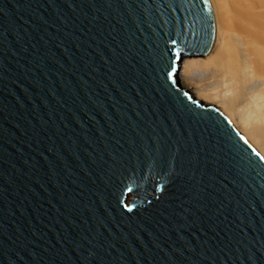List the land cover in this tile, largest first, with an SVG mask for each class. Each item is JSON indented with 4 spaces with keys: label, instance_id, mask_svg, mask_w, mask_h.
Wrapping results in <instances>:
<instances>
[{
    "label": "water",
    "instance_id": "95a60500",
    "mask_svg": "<svg viewBox=\"0 0 264 264\" xmlns=\"http://www.w3.org/2000/svg\"><path fill=\"white\" fill-rule=\"evenodd\" d=\"M211 0H0V264H264V158L179 80Z\"/></svg>",
    "mask_w": 264,
    "mask_h": 264
},
{
    "label": "bare ground",
    "instance_id": "6f19581e",
    "mask_svg": "<svg viewBox=\"0 0 264 264\" xmlns=\"http://www.w3.org/2000/svg\"><path fill=\"white\" fill-rule=\"evenodd\" d=\"M216 44L186 57L179 80L196 99L220 109L264 158V0H211Z\"/></svg>",
    "mask_w": 264,
    "mask_h": 264
}]
</instances>
